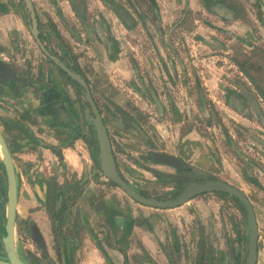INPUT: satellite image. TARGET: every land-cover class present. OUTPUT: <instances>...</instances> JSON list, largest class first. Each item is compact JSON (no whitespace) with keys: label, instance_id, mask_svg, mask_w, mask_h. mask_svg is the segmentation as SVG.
I'll use <instances>...</instances> for the list:
<instances>
[{"label":"crops","instance_id":"crops-1","mask_svg":"<svg viewBox=\"0 0 264 264\" xmlns=\"http://www.w3.org/2000/svg\"><path fill=\"white\" fill-rule=\"evenodd\" d=\"M31 2L39 38L52 55L88 83L91 75L113 76L118 82L116 87H129L127 91L132 95L149 96L145 99L159 113L154 125L160 137L154 139V144H158L156 150L184 161L194 159L201 174L217 175V179L234 182L241 190L255 184L261 192L264 191V174L259 165V161L264 160V128L257 123L259 117L256 114L261 107L257 93L258 89L264 90V72L245 69L251 84L245 76L239 79L238 75L230 74L234 64L241 65L238 58L233 57L235 49L238 47L239 53H248L246 44L249 41L256 43L251 23L258 13L264 16V0H242V3L240 0ZM26 14L19 0L14 5L0 0V52L9 57L5 63L19 78L0 82V128L6 134L16 131L27 140L41 135L36 125L38 120L46 122L50 119L49 125L56 124L59 117L72 119L77 106L72 103L75 93L72 85L75 84L66 82L59 68L44 60L26 26ZM187 42L198 53L206 51L207 56L211 50L218 53L223 49L224 59L227 55L231 60L229 67L233 69L224 71L225 63L221 61L216 67L210 61L191 59L194 50L186 52ZM202 63H208V66ZM253 68H256V62ZM240 71H244L243 68ZM222 73L228 83L213 76ZM58 89L61 93L54 95ZM63 93L69 95L67 102ZM216 104L224 106L221 108L226 111L228 119L239 123L226 124L229 129L223 127L219 138L211 141L209 129L214 125L209 119ZM134 107L132 104L131 109ZM124 119L132 120L146 134L147 140L153 141L138 118L124 116ZM200 120L203 121L201 125ZM223 123L217 122L221 127L225 125ZM233 126L238 140L233 129L230 130ZM236 140L242 145L241 149ZM80 143L74 138L70 144L73 148L67 144L63 149L64 157L68 159L74 177L81 175L84 178L82 194L87 201L83 207L92 202L96 193L98 203L95 201L91 208H87V215H94L87 217L84 213L83 221L80 220L84 227L69 237L73 248L79 246V264H103L105 261L118 264L124 256L129 259L127 264H163L164 257L159 253L156 239L175 241L178 224L188 218L187 206L148 210L136 206L131 200L121 201L120 194L112 187L100 189L89 166V152L80 147ZM41 151L45 155L46 150ZM251 153L257 157L249 159ZM74 156L85 157V166L76 165ZM22 157L31 158L29 154ZM50 158L47 153V159ZM225 158H234L235 163H229ZM55 164L56 172L60 167L56 160ZM41 182L46 181L41 179ZM114 195L116 198L112 197ZM191 201L204 208L197 200ZM95 207L99 209V215L90 214ZM260 214L264 237V214ZM147 216L157 227L154 233L143 226ZM35 218L43 228L42 215ZM257 219L259 226L258 216ZM97 229L98 236L93 233ZM130 256L133 257L131 261ZM259 256L264 264V242L257 251L256 264H259Z\"/></svg>","mask_w":264,"mask_h":264},{"label":"flooded vegetation","instance_id":"flooded-vegetation-1","mask_svg":"<svg viewBox=\"0 0 264 264\" xmlns=\"http://www.w3.org/2000/svg\"><path fill=\"white\" fill-rule=\"evenodd\" d=\"M249 1L252 2V0ZM240 2L242 3V0H240ZM257 16V18H254L255 20H253V23H251L252 31L256 35V43H253L251 49L264 46L261 42V38L264 37V16L261 13H258ZM257 34H259V37ZM262 41L264 42V40ZM43 46L48 51L46 45L43 44ZM42 55L48 60V62L53 63L43 53ZM64 64L66 65V63ZM259 65L263 68L264 62L262 61ZM243 70L242 74L247 80H249V73L246 72L244 68ZM59 71L60 75L63 76L66 82H70L71 85L73 83L75 84L72 85L75 89L73 96L74 101H71L77 106L76 110H74L75 114L73 113L75 118L72 117L71 119L68 116L59 117L57 118L58 122L56 124L50 123L49 125L48 121L50 119L46 122L44 119H40L36 122V125L41 135L28 137L27 140L16 131L11 133L13 134L11 135L9 133L6 134L5 131L0 128L1 136L11 159L16 184L13 229L14 250L17 257L27 264H79L81 257L79 256L80 253L77 254V248L79 246L73 248L69 237L73 232H75L76 235L80 231L79 229L84 227L80 220L83 221L84 213L85 216L87 215L88 207L91 208L94 205L93 203H98V193L93 195V200L92 202H88L89 205L87 207H83L84 203L87 201L85 195L82 194L84 178L82 179L81 175L79 177H74V173L69 169L68 159H65L63 153V149L67 144H69L67 147L73 148L70 144L74 141V138L81 142L80 147L89 152V166L93 174L95 173L96 184H98L97 187H101L100 189L112 187L120 194L121 201L131 200L133 204L140 208L143 207L148 210L170 209L154 208L138 204L130 199L117 185L113 184L108 179L103 178L96 159L97 146L95 132L86 118L87 114H89V110L87 109V101L82 93V87L76 82H72L67 76H65L62 70ZM263 72L264 71H262V73ZM85 81L107 131L116 168L122 178L129 182L137 192L147 197L152 196L162 199L169 198L175 196L185 182L191 180L198 181L201 179V170H199L193 163L189 164L187 161L183 160L187 164L182 168L183 170L171 168V171L168 170V172H166L167 170L153 169L151 164L143 166L146 172H150L155 180L172 184L171 190L163 191L159 194H151L135 187V185L128 180V177L123 174L124 169H134L127 164L125 157H128L129 152H126L124 146L129 147V145H132L131 141H133L132 139H135V137H138L146 144L150 142L147 140L144 132L142 136L136 131L133 126L134 122L129 119H121L119 122L123 123L124 127H128L131 136L127 135L123 137L118 135V131H111L109 128L111 121L103 116L98 102L92 93L91 86L86 79ZM59 93H61L60 89H58L54 95H59ZM257 94L261 103V107L258 110L259 112L256 113L259 117L257 123L264 128V99L261 98V96L264 97V90L259 89V93ZM68 96L67 93H63V98L66 102ZM50 111H53V113L55 112L53 109ZM56 115H58V113H56ZM115 125L118 124L115 123ZM119 128L122 127L119 126ZM9 130L12 131L11 129ZM41 148L46 150L45 155L42 154ZM121 148H123L124 151H121ZM148 149V154L146 155L148 163L154 162L156 164H161L166 169L170 168L156 159L157 154L166 152L154 148ZM47 153L51 155L50 160L47 159ZM27 154H29L31 158L22 157ZM55 160L59 163L60 167L56 172L53 168V166H56ZM69 160H71V158ZM74 160L76 161V165L80 167L85 166V157L82 156L79 158L74 156ZM259 162L262 173L264 174V160L261 159ZM196 169L198 171H196ZM209 178L215 177L209 175ZM41 179H45L46 182L42 183ZM6 193V173L0 152V239L5 234L3 217ZM208 193L218 196L213 192ZM201 196L202 194L196 195L178 205L187 206L186 213H188V218L187 220H181V225L178 224L179 230L177 236H174V242L171 240L170 242H167L166 239H156L159 253L164 257L163 264H244L245 242L247 237L244 213H242L236 203L227 196H218L221 199H204L201 198ZM112 197L116 198L115 195ZM192 199L197 200V202L202 204L200 206H203L204 208H199L194 201H191ZM232 204L234 205V210L231 207ZM212 206L214 210L212 209ZM97 211H99V209L95 207V209L89 212L90 214L93 212L99 215L100 212ZM38 214H41L43 217V228L40 227L41 223L38 221L39 219L35 218ZM254 214L258 231L256 243L258 251L260 247V237L263 233L262 230L260 232V226H258V219L255 211ZM93 215L94 214L87 215V217ZM151 220L152 219L148 216L145 217L143 226H145L149 232L154 233L156 231L155 228L157 227H155V223L153 222V224ZM74 228H77V230ZM93 233L98 236L99 229L93 230ZM132 259L133 257L130 256V261ZM128 260L129 259L124 256L122 262L118 264H127ZM109 263L105 261L103 264Z\"/></svg>","mask_w":264,"mask_h":264},{"label":"water","instance_id":"water-1","mask_svg":"<svg viewBox=\"0 0 264 264\" xmlns=\"http://www.w3.org/2000/svg\"><path fill=\"white\" fill-rule=\"evenodd\" d=\"M28 13V21L26 26L30 32L31 37L33 38L36 45L40 48V51L49 58L62 72L67 76L72 82H76L79 86L82 87V93L87 101L89 114L86 118L91 124L96 138L97 146V162L101 174L111 181L113 184L117 185L130 199L135 201L138 204L154 208H171L182 204L188 199L207 192H225L233 196L241 204L246 229L247 237L245 242V260L244 264H256L257 257V225L254 214L253 206L250 200L247 198L246 194L239 189L237 186L230 184L224 180L217 178H209V175L205 172H202V177L200 180H191L183 184L179 192L169 198H155L152 196H144L137 192L133 186L129 184L126 180L122 178L119 174V171L116 168L114 157L111 151L110 141L107 135V131L102 122L101 115L98 112V109L95 105L94 100L90 94L87 83L85 79L76 71L70 69L66 66L61 60L49 53L43 46L42 41L38 35V26L36 23L35 12L32 7L31 0H23ZM9 79H19L7 66L5 62L0 60V82L6 83ZM258 89V88H257ZM259 93V89H258ZM264 99L263 96H261ZM136 131L143 136V131L141 128L133 123ZM0 152L2 156V161L6 173L7 181V193H6V202L4 208V232L5 234L1 237L0 245V264H27L21 261L14 250L13 242V229H14V212H15V199H16V184L13 174V168L11 164V159L7 148L4 144L3 138L0 133ZM156 159L167 165L170 168L176 170H183L182 168L187 164L179 159L176 156L166 153H160L156 155ZM195 170V169H192ZM196 171H198L196 169ZM35 239V237L32 235Z\"/></svg>","mask_w":264,"mask_h":264},{"label":"rangeland","instance_id":"rangeland-1","mask_svg":"<svg viewBox=\"0 0 264 264\" xmlns=\"http://www.w3.org/2000/svg\"><path fill=\"white\" fill-rule=\"evenodd\" d=\"M8 2H12V4H15L16 0H7ZM20 3L22 4V6L24 7V3L23 0H19ZM25 8V7H24ZM25 12L27 13V10L25 9ZM260 17V16H258ZM26 21H28V13L26 14ZM253 35H255V33L252 31ZM259 37V34H257ZM254 37V41H255V36ZM262 40H264V37L261 38ZM261 40V42L264 45V42ZM253 42V41H252ZM251 41H249V43H247L246 45L249 46L247 49L248 53H245L244 51H240L239 53V48L237 47L235 49L234 52V56L235 58H238L237 60L239 62H241V65L239 66L238 64H234V69L229 67V63L231 60H229L228 56L226 55L227 59L225 60L224 56V52L223 49H221L218 53L217 51H213L211 50V52L209 53V55L207 56V52L206 51H200L199 53L194 49L195 47L191 46V44L189 45L188 42L185 45L186 48V52L187 50H194L191 51L192 56L191 59H197V60H206V61H210V63L212 65H215L216 67L218 66L217 63H225V66L223 67L224 71L229 72L230 68L233 69L231 71L230 74H233L235 76H237L239 79H241L242 77H244V75L242 74V72L240 71V68H244L248 71H250L251 69H256L257 71H259L260 73H262V71H264V67L262 68L259 64L263 61L264 62V46L263 47H254L253 49H251L253 43ZM202 44V43H201ZM255 46V45H254ZM202 48V47H201ZM206 48V47H205ZM245 49V48H244ZM42 55V53H40ZM196 54V55H195ZM188 56V53H187ZM44 60H46V58H44ZM221 61V62H220ZM229 61V62H228ZM256 62V68H253V66L255 65ZM259 62V63H258ZM233 63V62H232ZM208 66V63H202ZM200 67H203L202 65ZM209 69H211L209 67ZM112 74V73H110ZM223 74H213V76H217L220 78V80H222L223 82H227V80L223 79ZM264 74V73H263ZM243 80V79H242ZM244 81V80H243ZM229 82V81H228ZM227 82V83H228ZM245 82V81H244ZM89 85L91 86L92 89V93L95 97V99L98 102V105L101 109V112L103 113V116L106 117L107 119H109L111 121L109 128L111 129V131L116 130L118 131V135H121L123 137L125 136H131V134H129V129L128 127H122L124 126L123 123H120L119 120L121 121V119H124V116H131V117H135L138 118L139 121H141V123H143L144 128L147 132H149V136H151V140L153 141H149L150 143L146 144L144 142H142L138 137H135V139H132L133 141H131L132 145L128 146H124L126 152H129L128 157L126 156L125 159L127 161V164L131 167L134 168L133 170L131 169H124L123 170V174L128 177V180L131 181L135 187H137L138 189L144 190L148 193L151 194H159L163 191H169L171 190V186L172 184H170L169 182H162V181H158L155 180L154 177L151 175L150 172H146V170L143 168L144 165H150L153 169H158V170H164L166 172H168V170L171 171V168L166 169L165 167H163L161 164H156V163H148L146 160V155L148 154V148H154L157 149L158 148V144H154L155 142V138L159 135L157 133V130L155 129L154 125L156 124V122L159 119V113L156 111L155 107L152 105L151 102H149L148 100H146V97L149 96H138L137 94L132 95V93H129L127 91V89H130L129 87L127 89L124 88H120V87H116V84H118L117 80L115 77H111V76H98V75H91L89 76ZM246 83V82H245ZM132 95V97H129V95ZM148 99V98H147ZM132 104L135 105L134 109H131ZM214 109L215 110H211V115H210V119L209 121L215 126V129L212 127H210L209 129V139L211 141H214L216 138H219V133H221V131L223 130H227L229 129V126H227L226 124L230 125L233 124H238L239 121H235V120H230L225 116V110L222 109L221 105H214ZM117 120V122H116ZM218 121L224 122L223 124H225L224 126H219L217 124ZM201 122H203L202 120H200V125L202 124ZM115 123H117L118 125H115ZM198 124V126H200ZM119 126H121L122 128H119ZM227 126V127H226ZM222 129V130H221ZM233 129V133L235 136V139H239L237 138L238 136L235 134L237 133L235 130L236 128L233 126L232 128H230V130ZM215 130V131H213ZM219 130V131H218ZM216 136V137H215ZM237 136V137H236ZM160 138V137H159ZM237 142V146L239 149L242 148V145H240V143ZM218 141V140H217ZM224 142V140H222ZM126 142V141H125ZM125 145V143H124ZM252 156L257 157V155H254L253 153H251L249 155V159L252 158ZM225 160H227V162H234L235 163V159H228L225 158ZM252 160V159H251ZM187 162L193 163L195 166L196 163L194 161V159H189L187 158ZM264 165V164H263ZM174 172V171H173ZM213 177L217 178V175H213ZM233 185L237 186V184H235L234 182H232ZM245 190H242L247 197L250 199V202L254 208L255 213H257V216L259 218V223H260V232H261V212L264 214V191L261 192L260 188H258L255 184H252L251 187H246L244 188ZM201 198L204 199H211V198H215V199H221L218 196L213 195L212 193H203ZM232 209L234 210V205H231ZM264 242V237L263 235H261L260 237V247L259 249H261L262 245ZM259 251V250H258ZM258 262L259 264H262V259L261 256H259L258 258Z\"/></svg>","mask_w":264,"mask_h":264},{"label":"trees","instance_id":"trees-1","mask_svg":"<svg viewBox=\"0 0 264 264\" xmlns=\"http://www.w3.org/2000/svg\"><path fill=\"white\" fill-rule=\"evenodd\" d=\"M40 36V35H39ZM60 70V69H59ZM213 193H215L216 195H218V196H223V197H225V196H227V197H229V198H231L235 203H236V205L238 206V208H239V210L242 212V213H244L243 212V210H242V206H241V204L238 202V200L236 199V198H234L233 196H231L230 194H228V193H225V192H213ZM175 194V193H174Z\"/></svg>","mask_w":264,"mask_h":264},{"label":"built area","instance_id":"built-area-1","mask_svg":"<svg viewBox=\"0 0 264 264\" xmlns=\"http://www.w3.org/2000/svg\"><path fill=\"white\" fill-rule=\"evenodd\" d=\"M0 60L6 62V61H8V56L5 53L0 52ZM103 178L106 179L104 176H103Z\"/></svg>","mask_w":264,"mask_h":264}]
</instances>
